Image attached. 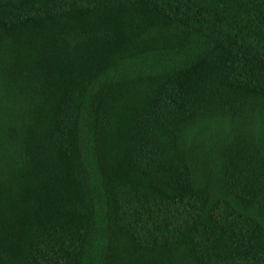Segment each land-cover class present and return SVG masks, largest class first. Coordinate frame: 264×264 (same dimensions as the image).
<instances>
[{"label": "trees", "instance_id": "trees-1", "mask_svg": "<svg viewBox=\"0 0 264 264\" xmlns=\"http://www.w3.org/2000/svg\"><path fill=\"white\" fill-rule=\"evenodd\" d=\"M0 264H264V0H0Z\"/></svg>", "mask_w": 264, "mask_h": 264}]
</instances>
